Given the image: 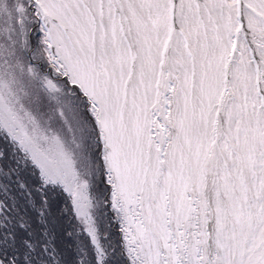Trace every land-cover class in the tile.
<instances>
[{"label": "snow or ice", "instance_id": "1", "mask_svg": "<svg viewBox=\"0 0 264 264\" xmlns=\"http://www.w3.org/2000/svg\"><path fill=\"white\" fill-rule=\"evenodd\" d=\"M0 264H264V0H0Z\"/></svg>", "mask_w": 264, "mask_h": 264}]
</instances>
